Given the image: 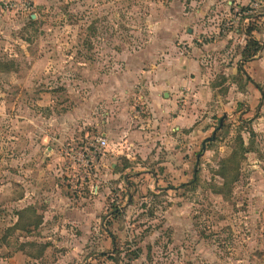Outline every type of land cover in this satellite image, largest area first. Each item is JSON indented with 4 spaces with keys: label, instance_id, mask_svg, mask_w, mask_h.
<instances>
[{
    "label": "rangeland",
    "instance_id": "1",
    "mask_svg": "<svg viewBox=\"0 0 264 264\" xmlns=\"http://www.w3.org/2000/svg\"><path fill=\"white\" fill-rule=\"evenodd\" d=\"M177 28L208 46L196 139L119 144L111 88ZM0 264H264V0H0Z\"/></svg>",
    "mask_w": 264,
    "mask_h": 264
},
{
    "label": "crops",
    "instance_id": "2",
    "mask_svg": "<svg viewBox=\"0 0 264 264\" xmlns=\"http://www.w3.org/2000/svg\"><path fill=\"white\" fill-rule=\"evenodd\" d=\"M196 11L204 13L203 10ZM180 31V28L174 30L169 39L151 40L137 52L140 63L125 72V76L132 80L130 89L119 85L111 88L114 96L110 102L122 107L116 120L119 144L150 143L154 144L155 149L160 148L159 144H165L168 148L175 144L182 151L186 143H194V130L202 124H197L199 110L213 94L203 67L208 46L204 43L195 45L193 38L181 36ZM239 68L243 69L242 66ZM132 88L143 105L145 115L125 112L123 94H130ZM127 118L141 125L127 131V125L123 124ZM114 121V117L109 119L107 133L102 134L106 135L108 143ZM132 152L129 154L132 158L137 153L143 158L147 156L146 149H133Z\"/></svg>",
    "mask_w": 264,
    "mask_h": 264
},
{
    "label": "trees",
    "instance_id": "3",
    "mask_svg": "<svg viewBox=\"0 0 264 264\" xmlns=\"http://www.w3.org/2000/svg\"><path fill=\"white\" fill-rule=\"evenodd\" d=\"M31 23L34 24L33 21H31ZM247 33H248V35H251L250 31ZM253 45H257L255 47V50H253V52L247 53L245 56V59L252 58L260 49V46L257 44L256 41H253ZM234 161L235 162L238 161V152L237 151H233V153L228 158H226L222 164V168H223L222 177L224 179V183H223V186L221 188L229 186L232 179H234L231 177L233 175H235V173L233 172L231 174L232 168L230 166L231 165L230 162H234ZM195 182H196V180H191L188 183L182 184V186H187L188 184H192ZM221 188H220V190H218L219 192H222ZM17 214H18V221L15 224H13L12 226H9L7 228V231L10 233H12L18 229H22V230L24 229V230L30 231L31 227H37L41 224L42 217L36 214V211L33 207H27L25 209L19 210V212H17Z\"/></svg>",
    "mask_w": 264,
    "mask_h": 264
},
{
    "label": "built area",
    "instance_id": "4",
    "mask_svg": "<svg viewBox=\"0 0 264 264\" xmlns=\"http://www.w3.org/2000/svg\"><path fill=\"white\" fill-rule=\"evenodd\" d=\"M109 145L108 140L105 136L99 135L94 138V140L90 144V148L97 151L101 148H106ZM89 148V149H90Z\"/></svg>",
    "mask_w": 264,
    "mask_h": 264
},
{
    "label": "water",
    "instance_id": "5",
    "mask_svg": "<svg viewBox=\"0 0 264 264\" xmlns=\"http://www.w3.org/2000/svg\"><path fill=\"white\" fill-rule=\"evenodd\" d=\"M227 116V114H224V116L221 118V120H220V126L219 127H221L222 126V124H223V120H224V118ZM215 138V132L213 133V135L211 136V137H208L206 140H205V142L207 141V140H212V139H214ZM205 142H204V144H205ZM199 156H200V154H199Z\"/></svg>",
    "mask_w": 264,
    "mask_h": 264
}]
</instances>
